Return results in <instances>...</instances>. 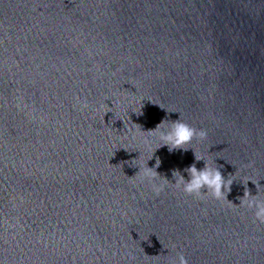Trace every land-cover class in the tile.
<instances>
[{"label":"water","instance_id":"1","mask_svg":"<svg viewBox=\"0 0 264 264\" xmlns=\"http://www.w3.org/2000/svg\"><path fill=\"white\" fill-rule=\"evenodd\" d=\"M176 120L206 139L169 152ZM193 164L226 199L183 192ZM248 200L264 0H0V264H264Z\"/></svg>","mask_w":264,"mask_h":264},{"label":"clouds","instance_id":"2","mask_svg":"<svg viewBox=\"0 0 264 264\" xmlns=\"http://www.w3.org/2000/svg\"><path fill=\"white\" fill-rule=\"evenodd\" d=\"M80 104L81 110L88 107L87 101H78ZM142 114V113H140ZM164 121L161 122L163 124ZM161 124L156 126V129L161 127ZM155 130H150V132H155ZM194 137H199V139L204 140L207 137V131L204 129L197 130L194 127L182 122L181 120L173 121L171 131L164 137V145L169 146V152H172L174 149H184L183 147L186 144H190ZM163 146V145H162ZM202 157H197L201 159ZM160 165V160L156 158V164L154 168H148L145 172V178L148 183L152 185V190L158 195L160 191L163 190V185L156 186L152 183L154 179V173H156L155 168H158ZM154 170V172H153ZM189 174V179L184 182L183 192L188 195L199 196L201 194V189H211L212 198L219 200L225 198V190H229V184L225 182L224 177L221 172L217 169L212 170L207 164L201 170H198L195 164L191 165L185 170ZM179 170H173V176L178 175ZM181 181L184 180L183 176L180 177ZM242 203L244 201L242 200ZM245 207L254 210V220L258 221L261 224H264V202L256 200H248L245 204ZM178 264H188L185 257L180 254L178 256Z\"/></svg>","mask_w":264,"mask_h":264}]
</instances>
